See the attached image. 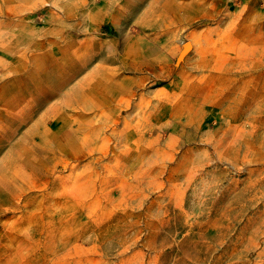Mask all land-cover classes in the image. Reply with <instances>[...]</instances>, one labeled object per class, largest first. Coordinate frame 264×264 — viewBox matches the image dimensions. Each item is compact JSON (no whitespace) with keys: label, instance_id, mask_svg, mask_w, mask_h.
<instances>
[{"label":"rangeland","instance_id":"rangeland-1","mask_svg":"<svg viewBox=\"0 0 264 264\" xmlns=\"http://www.w3.org/2000/svg\"><path fill=\"white\" fill-rule=\"evenodd\" d=\"M197 5L0 0V264H264V0Z\"/></svg>","mask_w":264,"mask_h":264},{"label":"crops","instance_id":"crops-1","mask_svg":"<svg viewBox=\"0 0 264 264\" xmlns=\"http://www.w3.org/2000/svg\"><path fill=\"white\" fill-rule=\"evenodd\" d=\"M127 8L130 6V11L127 9L125 12L124 19L126 22L134 21L140 29L146 30L147 27H150L156 32V38H160L163 40V34H166L165 27H170L178 24H189L192 20L199 15L204 14V7L202 5H197V0H126ZM209 7V6H208ZM212 7V6H211ZM133 9L136 10L133 12ZM118 11H111L110 18L114 23H119L122 19L121 16L117 15ZM112 16V17H111ZM142 35V34H140ZM135 41H140L141 43H145V38L143 36H138L135 38ZM143 43V44H144ZM142 44V45H143ZM147 44V43H145ZM144 44V45H145ZM149 50V49H148ZM158 54V52H156ZM148 52H141L140 56L132 57L131 59L141 58L140 61H143ZM148 57V56H147ZM148 60V59H147ZM29 61V60H28ZM148 62V61H147ZM160 63L163 65L167 64V56L163 51H160ZM20 68H50L46 64L40 67H33L31 62L24 63V65L18 67L14 65L12 68L13 71V82L20 84L21 87L29 88L28 85L25 84V78L22 79V72ZM25 70V69H24ZM23 70V71H24ZM27 71V70H26ZM31 73V71H30ZM27 83V82H26ZM24 92V91H23ZM59 99V98H58ZM43 98H36L33 96L32 91H28L25 94L19 95L18 97H14L13 104L14 108H12V112L15 113L14 117L17 115L23 114L25 112L36 113L38 101L42 102ZM62 104V100L60 102H56V106ZM1 109H5L4 102L0 103ZM53 111V109H52ZM33 116V115H32ZM31 116V118H32ZM14 118V120H15ZM63 198L59 200V203H62Z\"/></svg>","mask_w":264,"mask_h":264}]
</instances>
